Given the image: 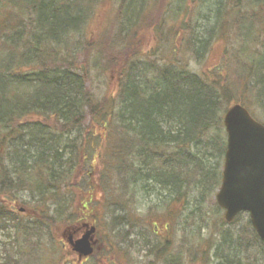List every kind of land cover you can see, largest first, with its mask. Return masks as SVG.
Segmentation results:
<instances>
[{"label": "trees", "instance_id": "16d2710c", "mask_svg": "<svg viewBox=\"0 0 264 264\" xmlns=\"http://www.w3.org/2000/svg\"><path fill=\"white\" fill-rule=\"evenodd\" d=\"M158 1L121 0L122 29L101 36L94 50L85 28L104 0H0V231L10 225L16 234L15 249L0 264H22L20 245L35 226L43 228L42 238H57L58 223L76 224L70 192L78 171L91 175L89 161L99 162L103 177H113L122 191L127 181L168 193L164 213L171 222L175 203L196 192L200 203L221 185L222 174L205 172L203 164L211 162H203L215 152L224 159L225 112L241 104L264 124V0H189L196 14L207 10L215 18L207 38H193L199 29L193 22L174 24L164 36L167 13L148 20ZM178 1L184 0H172L168 11L174 20ZM146 29L158 34L161 50L141 58L136 38ZM209 36L225 44L224 60L199 74L189 61L208 53ZM89 52L104 61V70L121 72L107 100L96 101L90 90L92 67L80 59ZM24 194L31 218L10 209L26 205ZM241 217L247 223L237 233L221 217L217 264H264V242L249 216ZM49 241L54 257L44 264H66L64 249ZM167 253L169 245L158 261Z\"/></svg>", "mask_w": 264, "mask_h": 264}, {"label": "rangeland", "instance_id": "374dc122", "mask_svg": "<svg viewBox=\"0 0 264 264\" xmlns=\"http://www.w3.org/2000/svg\"><path fill=\"white\" fill-rule=\"evenodd\" d=\"M120 1L104 0L102 4H99L97 12L89 19L85 33H87V39L94 46V50L98 46L101 36L112 38L122 29L120 24L122 16L119 15L118 11ZM171 2L172 0H159L148 20L156 17L157 19L162 18L167 13L164 18L166 22L164 36L169 35L171 29L175 26L174 24L183 28L184 24L191 25L193 22V27L196 24V27L199 28L193 34V38H207L206 32L216 23L215 18L207 10L203 13V16H199L194 11V5H190L189 0H184L177 2L176 12H178V16L175 20L174 17L171 19L172 13H168ZM156 22L159 23L160 20ZM139 33L142 37L139 35L136 38V50L141 58H145L146 54L151 55L154 49L161 50L158 34L154 36L153 31L149 32L147 29L146 31H139ZM210 41L211 46L203 58L198 61H189L191 68L199 74H209L224 60L225 44L215 36L210 37ZM153 44L155 47H153ZM179 51H184L183 54H185L186 47H180ZM82 54L80 59L89 60L92 67L89 83L95 100H107V98L112 97L119 85L121 72L104 70V61L98 58L96 53L92 55L91 52L87 55ZM101 55L105 54L102 52ZM159 59L160 57H158ZM182 60L186 61L187 58ZM220 135L221 137L224 135L226 140L225 129L220 132ZM208 160H210L211 166L203 164V170L222 174L224 159L219 153L215 152L210 155L203 163H207ZM89 163L91 165V175L86 178L84 176L85 172L78 174V171L74 178L77 184L74 185V189H71L70 193L74 195V198L72 206L69 205L68 207V209L72 208L73 219L75 216H79L78 221L88 218L90 222L95 223L99 228L98 236L107 243L104 247L107 251L104 253L106 254L105 262H102L99 258L95 263L90 261L88 264H158L156 256L161 254L167 245H169L170 253H167L160 264H217L216 260H213V247L216 240V231L220 226L221 217H224V212L218 206H215L214 196L199 203L197 199L201 198L200 193H190L189 200L185 202L186 204L180 201L174 204L176 209L178 208L176 211L178 216H174V231L170 233V236L164 235V232H160L158 236H152L156 226L161 231L166 229L167 221L164 212L166 211L167 199L170 197L168 193L164 191L160 193L158 191L153 192L151 187H132L127 181L123 184L122 191L121 187L117 188L115 186L113 177H103L99 162L94 161L92 163V161H89ZM217 191L218 189L215 190V195ZM71 194L68 196L72 197ZM23 196L22 199L27 202L26 205H22L20 202L19 204H10V209L17 210L18 213L22 209L21 216L31 218L33 210L32 206L29 205V197L27 194ZM87 207L89 208L87 209ZM88 212L91 215L84 217ZM92 212L94 215L100 213L102 216L95 217ZM122 219L128 221V225H126V222L122 225ZM246 220V217H241L233 225H225V228L232 229V232L237 233L245 227ZM207 223L209 226L206 225ZM34 228V233L26 238L28 242L24 241L20 245L24 246L25 249L22 264H44L43 259H48L51 262L54 253L48 247L54 246L55 243L49 240L56 241V245L61 248L60 240L62 238L60 239L58 236L56 238L53 235L52 238L45 236L42 238L40 234L43 232V228L39 226ZM62 228L64 229L65 225L58 223V232H62ZM69 228L68 231L72 230L73 226ZM15 238V231L10 225L7 229L0 231V256L3 257L6 251L15 249ZM168 241L170 242L168 243ZM121 242L122 257L120 252ZM196 245L199 247L196 248ZM44 252L46 253L44 254ZM69 255V249H64L63 256L67 259L65 263L70 262ZM0 263H2L1 259Z\"/></svg>", "mask_w": 264, "mask_h": 264}, {"label": "water", "instance_id": "95a60500", "mask_svg": "<svg viewBox=\"0 0 264 264\" xmlns=\"http://www.w3.org/2000/svg\"><path fill=\"white\" fill-rule=\"evenodd\" d=\"M224 125L227 149L217 202L225 210L227 222L240 213H248L253 228L264 241V125L240 104L226 112ZM94 231H87L74 245L81 256L92 253L90 236Z\"/></svg>", "mask_w": 264, "mask_h": 264}, {"label": "flooded vegetation", "instance_id": "af4514ba", "mask_svg": "<svg viewBox=\"0 0 264 264\" xmlns=\"http://www.w3.org/2000/svg\"><path fill=\"white\" fill-rule=\"evenodd\" d=\"M86 221L87 220L81 221V225L89 224V222L88 221L86 222ZM167 224H169V225L166 228V232H164L163 234L164 235H168V237H169L170 236V230H171V226H170L171 224L169 223V221L167 222ZM156 232H157L156 235L158 236L159 235V233H158L159 230L157 229ZM83 233H84V228L82 229V231L80 233H78L76 235H73L72 237H66V235H65V239L68 240V242H71L72 240L75 241L77 238H80L83 235ZM97 234L98 233H96V236H95L94 240L92 241V244L94 246L93 255L91 257H89V258H83L81 260V263H80V259H79L78 253H76L72 249V247H70V245H68L66 242L62 241V244H63L62 246H64L65 248L68 247L69 252H72V255L74 257V263L73 262H69V263H66V264H84V263L90 262V261L95 263L100 258V255H101V261L105 262V255L106 254H104V253L107 252V251H106V249L104 247L106 246L107 243L104 240H102L101 237H99ZM121 236H122V234H121ZM70 239H71V241H70ZM120 252H121V257H122V242L120 244Z\"/></svg>", "mask_w": 264, "mask_h": 264}]
</instances>
